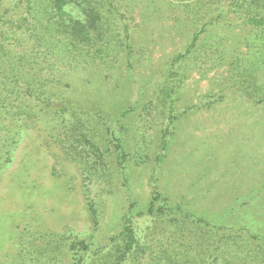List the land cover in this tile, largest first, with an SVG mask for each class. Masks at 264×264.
<instances>
[{
	"label": "rangeland",
	"instance_id": "rangeland-1",
	"mask_svg": "<svg viewBox=\"0 0 264 264\" xmlns=\"http://www.w3.org/2000/svg\"><path fill=\"white\" fill-rule=\"evenodd\" d=\"M120 1L130 27L129 63L122 53L113 65L68 71L50 89L54 104L43 107L35 123L13 120L0 108V130L17 132L10 158L0 156V264H71L73 240L105 245L124 218L138 235L160 238L153 234L158 223L139 214L153 188L169 205L241 233L237 240L252 257L264 255V101L248 96L231 66L236 55H254L250 29L224 14L201 34L223 38V60L216 55L206 62L195 50L174 61L199 27L190 9L198 0ZM256 75L264 81V67ZM58 105L86 112L83 117L98 124L88 132L100 148L87 151L89 159L98 157L92 161L109 183L84 187L79 158L57 138L52 113ZM116 137L126 153L123 166Z\"/></svg>",
	"mask_w": 264,
	"mask_h": 264
},
{
	"label": "trees",
	"instance_id": "trees-1",
	"mask_svg": "<svg viewBox=\"0 0 264 264\" xmlns=\"http://www.w3.org/2000/svg\"><path fill=\"white\" fill-rule=\"evenodd\" d=\"M4 1L0 0V6ZM212 1L198 0V4L190 7L196 9L192 23L200 24L174 61L186 59L195 50L203 53L206 62L216 55L223 60L220 52L223 38L208 35L201 39V34L224 19V14L229 15L225 19L229 22L232 14L236 20L234 26L250 29L253 41L248 47L254 49V55L246 59L236 55L232 69L248 85V96L264 101V81L260 82L256 75V70L264 67V0H218L220 6L214 7ZM125 11L120 0H7L0 15V108L3 112L13 120L22 116L35 123L43 107L54 104L55 95H50V89L59 85L68 71L94 64L113 65L122 53L129 63L132 47ZM64 85L68 87L67 82ZM129 111L125 110L121 116ZM85 113L58 105L52 115L57 122L54 126L58 128V141L79 158L81 168L87 173L84 187L89 188L90 184L110 180L98 174L99 162L92 161L98 157L89 159L87 150L100 147L89 134L98 124L84 118ZM0 140V156L8 160L17 143V132L3 127ZM115 141L121 158L119 164L123 166L126 153L117 137ZM165 146L166 140H162V150ZM151 194L145 210L139 214L158 223L153 234H160V238L152 234L138 235L130 220L124 218L119 232L109 237L105 245L93 248L82 239L73 240L69 249L76 250V257L71 264H264L263 254L252 257L246 243L238 242L241 233L236 235L230 227L195 216L180 205H169L167 197L156 188ZM87 209L96 224L93 201L88 200Z\"/></svg>",
	"mask_w": 264,
	"mask_h": 264
}]
</instances>
